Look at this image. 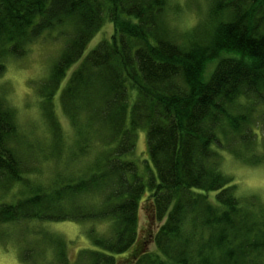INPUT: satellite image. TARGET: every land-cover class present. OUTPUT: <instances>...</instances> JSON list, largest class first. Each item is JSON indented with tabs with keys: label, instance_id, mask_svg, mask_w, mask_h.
Returning a JSON list of instances; mask_svg holds the SVG:
<instances>
[{
	"label": "trees",
	"instance_id": "obj_1",
	"mask_svg": "<svg viewBox=\"0 0 264 264\" xmlns=\"http://www.w3.org/2000/svg\"><path fill=\"white\" fill-rule=\"evenodd\" d=\"M176 2L0 0V78L38 40L59 43L36 89L51 129L44 156L62 153L59 107L74 135L69 160L87 158L48 181L28 178L15 111L0 96V191L21 187L16 202L0 203V224L106 227L90 228L92 246L73 260L68 243L51 235L48 252L23 251L26 262L264 264V202L240 195L222 165L224 153L264 165V0H203L185 30L173 23ZM106 22L110 39L83 57ZM139 129L148 151L140 167L125 158Z\"/></svg>",
	"mask_w": 264,
	"mask_h": 264
},
{
	"label": "rangeland",
	"instance_id": "obj_2",
	"mask_svg": "<svg viewBox=\"0 0 264 264\" xmlns=\"http://www.w3.org/2000/svg\"><path fill=\"white\" fill-rule=\"evenodd\" d=\"M176 1L178 6L181 7V13L174 18L175 27L180 30L192 27L198 16V8L204 9L203 0ZM112 33V24L110 22L104 23L101 29L86 44L83 57L94 49L99 42L110 39ZM58 48L59 43H54L52 39L38 40L31 46L25 56L8 63L5 74L0 78V96L15 111L19 135L22 141V156L24 162L27 161V168L33 169L27 176L37 182L38 180L48 181L52 171L55 169L81 166L87 159L86 157H80L75 161L69 160L70 151L73 149L74 135L68 118L59 107H56V113L60 122L59 128L62 132V153L57 161H54L49 156H44L49 152L46 146H48L51 139V129L42 116L36 89L48 74L51 64L58 53ZM78 63L69 67L67 75ZM59 93L58 91L54 100L57 99ZM136 135L134 154L127 155L125 158L137 162L140 167L148 159L145 129L137 130ZM27 143L32 145L30 149L25 146ZM39 147L43 148L41 156L37 154ZM226 154L224 153V156H222V165L227 172L234 175L238 183L237 192L240 195L255 194L264 202V165L249 167ZM18 186L5 192V194L0 191V203L16 202L17 198L21 196L19 191L21 187L18 188ZM144 226L145 215L143 211H140V228ZM92 227L97 228L100 232L106 231L104 223L89 221L65 220L47 222L32 219L1 223L0 264H30L24 259L25 254H23V251H36L38 247L44 246L45 251L48 252L50 241L47 242V239L52 238L51 235L58 236L68 243L67 254L73 260L79 248L92 246L86 233ZM44 235H48V237L45 239Z\"/></svg>",
	"mask_w": 264,
	"mask_h": 264
}]
</instances>
